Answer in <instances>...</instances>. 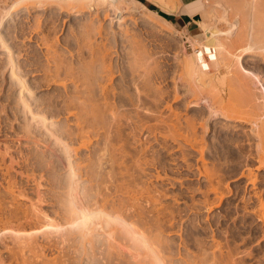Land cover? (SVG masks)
Returning a JSON list of instances; mask_svg holds the SVG:
<instances>
[{"label":"bare ground","instance_id":"bare-ground-1","mask_svg":"<svg viewBox=\"0 0 264 264\" xmlns=\"http://www.w3.org/2000/svg\"><path fill=\"white\" fill-rule=\"evenodd\" d=\"M148 1L166 12L183 3L182 0ZM127 2L129 7L125 5ZM9 3H0V102L4 97L16 112L23 113V133L31 135L35 131L32 128L40 129L39 138L59 150L68 170L63 175L51 174L52 161L48 162L51 156L45 150L17 164L19 174L33 187L29 186L31 190L18 187V183L8 178L4 194L0 192V224H4L0 230L3 243L0 264H231L235 259L230 249L206 252V258L201 259V254L190 252L182 239L176 244L171 241L170 233V237L166 235L169 230L176 233L179 214L168 212V206L162 205L167 194L159 185L155 187L154 182L170 179L166 168L160 170L164 165L160 152L155 154L160 159L151 154L155 148L149 136L164 134L165 140L164 135L161 139L166 142L165 145L162 142L165 148L171 140L182 150L181 163L186 162V168L195 170L194 175L206 184L202 194L207 209L224 202V179L208 169L207 141L203 137L211 126L210 119L221 116L231 122L229 126L234 132H240V124L249 123L258 146L264 144V93L259 95L254 90L257 82L254 78L260 76L251 72L246 76L241 66L242 59L260 58L264 63V0L192 1L202 10L197 22L204 40L185 36V30L176 29L141 0H12ZM125 12L139 14L153 28L163 30L164 25L168 26L164 30L180 39V52L173 55L174 68L170 69L168 58L159 55L167 54L168 50L167 53L151 50L142 44L139 36L140 42L136 36L128 35L132 17L128 20ZM85 13L88 16L77 22V31L72 30L77 48L62 50L75 58L79 64L75 62L78 65L75 66L73 59L68 62L66 55L59 54L57 38H52L48 29H41L48 24L53 31L60 32L67 26L65 21ZM63 14L66 17L62 16L59 22ZM220 23L226 24V28H218ZM21 38L29 43L22 40L20 45L16 44ZM125 42L131 47L127 50V65L120 62L123 50L126 52ZM187 45L191 46L190 52ZM167 59L168 63L161 62ZM53 88L62 91L48 99L46 91ZM183 95L190 96L187 105L205 103L208 107L207 118L204 116L198 126L194 123L197 119L194 122V118L185 119L172 108V103H178ZM2 109H7V105ZM162 110L169 111V116L165 117ZM139 135L146 137L144 142ZM137 136L140 138L136 139ZM152 141L154 144V138ZM185 148L199 154L195 164L189 161ZM84 151L88 152L87 157ZM260 155L261 167L264 161ZM27 162L39 164L42 172H46L39 171L36 175L31 170L30 174L25 170ZM10 163L13 166L14 158ZM210 195L215 197L212 202ZM218 245L221 246L220 242Z\"/></svg>","mask_w":264,"mask_h":264},{"label":"rangeland","instance_id":"rangeland-1","mask_svg":"<svg viewBox=\"0 0 264 264\" xmlns=\"http://www.w3.org/2000/svg\"><path fill=\"white\" fill-rule=\"evenodd\" d=\"M11 1L12 0H10V1L9 0H0V3L2 5L6 4V2L8 4H10L9 2H11ZM141 1H144L147 5L148 4L153 5V11L157 12L162 17L167 16L166 19L169 22H171V24L176 29H178L180 31L183 30V32L185 30V33H186L185 36H187V37H195L196 36L195 38H198L200 40H204L202 38L203 35H201L202 31L199 28L198 22H197V20L200 19V15L202 13V10L198 6H195L196 4H194L192 2H189V3L185 2V3H182L183 5L180 4V7L178 6L179 8L177 7V9L174 8L173 10L166 12L158 4H155L153 2L150 3V1H148V0H141ZM2 2H5V3H2ZM232 3H235V2H232ZM125 5L126 6L128 5L127 7L130 6V4L128 2ZM175 9H176V11H175ZM47 13L50 15L51 10L47 11ZM239 14H238V16L240 18H241V16L243 17L242 14H240V15ZM84 15H81V16L73 15L71 17V21H69V22L67 21V23L65 21V24H67V26L63 27L62 31H60V32H59V29H57L56 31H53L52 26H50L48 24L44 25V27L42 26V29H41V30L45 29L44 31H47V29H48L52 38H54V39L57 38V40L59 41L57 44V48L60 51L59 54L62 53L61 55H63V57H65V55H66L65 58H66V60L67 59L69 60L68 62H70V60L73 59L75 66L79 65L77 63V61L75 60V58H71V54L67 55V53H65L64 51H67L68 49L74 50L73 47H75V49L77 48L76 42H74L75 38H74V34H72V30H73V32L77 31V28H78L77 22L80 19L88 16L87 13H85ZM124 15L127 17L128 20L131 17L133 18V19L131 18V20H129L130 22L128 21L129 24L132 23L131 25H129L130 31H129L128 35L130 37L132 36V38H133V36L134 37L136 36L137 40H138V36H139V38H140L139 40L140 41L143 40L142 44L146 45V47L149 49L151 48V50L159 51L160 53L166 52L165 50H168L167 51L168 53L166 52L167 54H165V55L159 54V55L164 56L165 58H168L169 63H168V59L166 61L161 60V62L162 63L167 62L170 66V69H171V67L174 68L176 61L174 62L175 59H173V55L175 54L174 55V57H175L176 55L179 54V52H180L179 50L181 48L180 47L181 42H180V39H177V38L172 36L171 31L166 30V29H169L168 26L166 28L164 25L163 30H161L162 28H159L160 29L159 30L157 27H155L157 29L156 30L155 28L150 26V24L146 23V21L143 18H141V16L139 14L125 12ZM61 17L64 18V17H66V15L65 14L61 15L59 17V22H61ZM136 19H138V21ZM178 21H180V24ZM16 22H15L16 25L20 26L19 25L20 23H18L17 20H16ZM62 22H63V20H62ZM70 25H71V27H70ZM225 25L226 24L220 23L218 25V28H221V29L224 28L225 29L226 28ZM164 27L166 28L165 29L166 31L164 30ZM71 28H74V29H71ZM10 29L12 30L13 27H11ZM30 30H32V29H30ZM161 31L164 34H162ZM167 31H168V33H167ZM21 36H22V33H21ZM132 38H130V39H132ZM22 40L23 39L21 38L19 40V42L17 41V43L16 42L15 43L18 44V43L22 42ZM23 42H25V44L29 43V41L27 39L23 40ZM31 42H34V41H31ZM66 43L68 45L72 44L71 45L72 47L70 48V46H68V45L66 46ZM124 44L125 45H123V47H124V49L126 48L125 49L126 52L123 50L122 53L124 55H122L120 62L122 61L121 63H123L124 65H127V64H125V61H127L129 58L127 56V50L129 51L131 49V47H130L129 42H125ZM18 45H20V44H18ZM31 45L35 46L34 48H36V45H34V43H31ZM126 45L127 46L129 45L130 48L127 47ZM187 47H188L187 51L190 52L191 46L187 45ZM65 48H67V50ZM127 48H129V49H127ZM62 50H64V51L62 52ZM121 50H122V46H121ZM173 51H174V53H173ZM125 55H126V57H125ZM67 57H69V58H67ZM257 59H259V60L247 59L245 61L242 59V62H241L242 65L241 66L246 71V72L243 71L245 73V75L247 72H251V73H254L255 76L256 75L260 76V77H258L259 79L258 78L255 79L253 77L254 81L257 80V82H255L256 87L253 86V87H255V89L254 88L253 89L255 90L256 94L258 93L260 95L261 93H264V63L260 61V58H257ZM253 61H254V63H253ZM75 62L78 65H76ZM246 69L247 70L249 69V71H247ZM231 75H233V74H231ZM246 76H248V75H246ZM247 78L249 79L250 77H247ZM250 80H251V82H253L252 79H250ZM250 80H249V82H250ZM163 85H165V84H163ZM163 85H162V87L164 88ZM168 85H169V90H170V88L172 90V86H171L170 81L168 82ZM257 85H258V87H257ZM159 87H161V86H159ZM165 89L167 90L166 87H165ZM256 89L258 92L256 91ZM260 89H261V91H260ZM61 91H62V89H60V88H56V89L53 88V90L51 89L50 91H46V94H47L46 97L49 99V97L50 98H51V96L54 97V96L58 95V93H60ZM151 93H153V92H151ZM186 96H188V95H183V99L179 100L178 103H175V104L172 103V108L174 110H177L176 112L180 113L183 118L187 117L189 120L194 118V119H192L193 122L197 119L196 120L197 122L195 121L194 123L198 126L200 123H203L204 116H205V118H207L208 112H209L207 110L208 107H207V105H205V103H197V105H195L193 103L192 105H187L188 101H190L191 99H188V98H190V96H188V97H186ZM5 101L6 100H4V97H2L1 98L2 103L0 102V104H1L0 105V113H2V114H0V157H1L0 160L1 161L3 160V161L2 162L0 161V189H1L0 192L2 194H4L3 188L5 187L6 182L9 179H13L14 182L18 183L17 184L18 187L24 186V188L28 187L27 189H30V190L32 189L30 187H33V186H30V184H27L26 179H24L25 176H21V174H19L20 173V168H19L20 166H18L17 164L18 163L22 164L23 163L22 161H24V158H26L28 156L33 157V156L39 154L40 151H41V153L46 151V153H48V156L49 155L51 156L52 160L51 159L48 160V162L52 161L51 163H49L51 166V169L49 170L51 172V174H53V175L65 174L68 170L67 161L60 154L59 150H57V148L55 146L49 144L48 142H44L43 139L39 138V133H41V131H39L40 129L37 130V129L32 128L35 131L31 130V132L32 131L34 132V133L32 132L31 135H30V133H26V132L23 133L25 131L22 128L23 125H21L24 123L23 122L24 117L22 116L23 113L21 112L22 113L21 114L20 111H19V113L16 112V109L13 108L14 105L11 107V105L7 104L8 102L7 101L5 102ZM3 105H7V109H4V111L2 109ZM10 107H11V110H10ZM1 111H3V112H1ZM162 111L164 113L163 115L166 114L165 117L169 116V111L168 112L166 110H162ZM19 114H21V115H19ZM13 115H14V117H13ZM15 115H16V117H15ZM17 116L18 117L20 116V117L17 118ZM211 119L209 121V126L211 125L210 126L211 129L209 127L207 134H205L203 137L204 141L205 142L207 141V146L205 147V162L206 163L208 162L207 163L208 169L212 173H216L217 175L223 177L224 183L222 184V186L226 192L224 191V197H225L224 202L215 203V204H217V206H212V208H209V209H207L205 206L206 204H204L205 199H204V196L202 194L203 191H206V184L203 181H200V179L194 175L195 170L186 168V166H185L186 162L185 161H184L185 163L182 162L184 165L181 163V161H183L180 157L181 156L180 153L182 150L177 148L175 143H172L171 140H169V142L167 140L168 144H166V148H165L164 145L166 142L164 141L165 140L164 134H163L164 137H162L163 136L162 134H161V136H159L160 135L159 133L156 135H153V136L158 137V138L152 137V135L150 138V136H149V139H151V142H152L151 146H153V148L156 149V150L152 149L154 152H151V154L154 155V157L156 156V158H157L158 156L155 154H158L160 152L159 157L161 159L159 157L158 158L162 161L161 162L162 165L163 164L165 165V166L164 165L161 166L162 169L160 168V170L163 171V168H166L165 170H168V171H166V173L168 174L167 178L169 177L168 179H170V181H171V182L168 181L169 183L166 181H164L163 183L154 182L155 187H158V185H159V187H160L159 189L160 190L162 189L163 193L168 195V196L166 195V197L164 198L165 200L164 199L162 200V205L168 206V210H169L168 212L176 211L175 215H176V213L179 214V216L176 220V224H175L176 231L174 229V231L176 233H172L173 231L171 232V230H169L166 233V235L168 234L167 235L168 237L171 236V241L173 240L172 242L176 243V244L180 243L179 241H180V239H182L181 241H183L186 244V246L188 247L190 252H193V254H195V255H198L199 253L201 254L200 255L201 259H202V257L204 259L206 258V254H207L206 252H208V254H209L210 252H213L217 249L216 251L218 253V251L220 249L223 252H226L228 249H230L231 253L234 254V257H233V255H232V257L236 260V261L231 260L232 261L231 264H264V162L261 163V164H263V165H261V167H260V163H259L260 159H261L259 157V156H261L260 153L263 155L262 158L264 161V144L261 145V147L263 146L262 148L260 146H258L257 140L255 139L256 135H254V133H252V131L250 130L249 123H245L242 125L240 124L241 130H240V132L237 131L238 132L237 133V132L232 131L231 125L229 126V123L231 124V122H226L225 119H224L225 120L224 121L221 116L214 117ZM223 123L225 124V126H223L224 125ZM213 124H214V127H213ZM214 128H215V130H214ZM21 130H22V132H21ZM24 134L25 135L27 134L28 136L30 135L29 138H27V136H25ZM32 135L33 136L35 135V137H33ZM141 135H139V136L142 138L137 136L136 139L140 138V140L142 139L141 142H144L143 140H145V139H143V138H146V137L145 136L143 137ZM37 136H38V138H37ZM161 137L164 140H162ZM30 138L31 139L33 138L35 140V142H33L34 140L33 139L31 140ZM153 138H154V142H155L154 144L152 141ZM28 139L31 141H29ZM199 139L201 140L202 138H199ZM38 140H40V141H38ZM156 140H157V143H156ZM24 142L27 143V145H25ZM31 142H33L32 143L33 146L31 144ZM162 142L164 145L162 144ZM158 143L160 144V146L157 145ZM28 145H29V147L27 148ZM25 146H26V148H25ZM157 146L159 147V149ZM33 147H35V148H33ZM161 147H163L164 149L163 148L161 149ZM30 148L32 149V151L30 150ZM168 148H172L171 152L168 151ZM34 149H35V153L33 152ZM162 150H164V151H162ZM185 150H186V154L188 155L189 161H191V163L195 164L196 160L199 159V154L192 151L189 148H185ZM240 150H242V152ZM260 150H262V151L260 152ZM30 151H31L32 156L29 155ZM37 152H39V153H37ZM168 152H170V153L168 154ZM32 153H34V154H32ZM87 153L88 152H86V151L83 152V154H85V157L88 156ZM242 153H243V155H242ZM50 156H49V158H50ZM12 157L14 158L13 166L10 163V159H13ZM171 157L172 158L174 157L175 159L173 158V160H171L172 159ZM179 159H181V160L179 161ZM54 161H56V162H54ZM261 161H262V159H261ZM27 164L28 165L25 167H28V168H25V170H27L29 173L31 170H35L36 175H38L40 173L44 174L46 172V171L42 172L43 167L40 166L39 164H36V166H35V164H32V162L30 164H29V162H27ZM57 164L59 166L60 173H58L59 171L57 169L58 168ZM50 166H49V168H50ZM54 169H55V171H51ZM60 169L61 170L63 169V171L61 172ZM25 170L23 169V171H25ZM188 170H190V171H188ZM39 171H41V172L39 173ZM251 178H253L252 181L250 180ZM156 183H157V185H156ZM29 192H32V191H29ZM210 196H211L210 201L212 202V200L215 197L213 195H210ZM23 202L27 203L25 201H23ZM260 215H262V216H260ZM1 224H0V230L3 229L2 228L3 226H1ZM2 225H4V224H2ZM169 233H170V236H169ZM178 236L181 238H179ZM219 242H220L221 246H219V245L217 246V243H219ZM0 243H1L0 245L2 246L3 243L2 242H0ZM7 244H8V242H7ZM200 244H201V246H200ZM205 249H206V251H205ZM2 250H3L2 253L5 252L4 255L6 254V257H7L8 253L6 252V250L3 248H2ZM202 254H205V256L204 255L202 256ZM233 261H235V262H233Z\"/></svg>","mask_w":264,"mask_h":264},{"label":"crops","instance_id":"crops-1","mask_svg":"<svg viewBox=\"0 0 264 264\" xmlns=\"http://www.w3.org/2000/svg\"><path fill=\"white\" fill-rule=\"evenodd\" d=\"M192 1H193V0H182L183 3H185V2H188V3H189V2H192ZM178 22H179V24H180V21H178Z\"/></svg>","mask_w":264,"mask_h":264},{"label":"trees","instance_id":"trees-1","mask_svg":"<svg viewBox=\"0 0 264 264\" xmlns=\"http://www.w3.org/2000/svg\"><path fill=\"white\" fill-rule=\"evenodd\" d=\"M148 6H150V7H151V9H153V5H151V4H148ZM163 17L167 18V16H163Z\"/></svg>","mask_w":264,"mask_h":264}]
</instances>
